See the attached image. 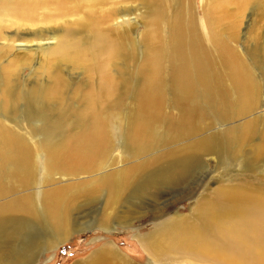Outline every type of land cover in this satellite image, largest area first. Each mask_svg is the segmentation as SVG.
Segmentation results:
<instances>
[{
	"label": "bare ground",
	"instance_id": "bare-ground-1",
	"mask_svg": "<svg viewBox=\"0 0 264 264\" xmlns=\"http://www.w3.org/2000/svg\"><path fill=\"white\" fill-rule=\"evenodd\" d=\"M154 3L142 62L113 75L119 44L97 33L86 56L51 29L44 10L68 17L70 0H0V264H38L71 232L128 226L142 201L186 198L203 179L217 184L138 242L157 261L264 264V43L240 54L239 13L226 12L264 1L214 0L205 34ZM83 264L131 263L109 244Z\"/></svg>",
	"mask_w": 264,
	"mask_h": 264
},
{
	"label": "rangeland",
	"instance_id": "rangeland-1",
	"mask_svg": "<svg viewBox=\"0 0 264 264\" xmlns=\"http://www.w3.org/2000/svg\"><path fill=\"white\" fill-rule=\"evenodd\" d=\"M73 1L70 0V5L75 8V13L68 17L56 16L53 14L51 8L44 10L45 14L53 16L49 25L57 37H60L69 28L72 31L70 36L71 42H78L86 56L92 54L91 46L94 44V35L97 33L107 36L116 44H119L121 56L118 59L112 60L113 72L111 73L113 75H115L118 68H121L120 71H123L124 74H128L135 67V62L137 65L142 62L144 54L149 48L148 37L150 36L149 33L153 30L151 18L153 11L157 8L154 3L157 0H77L76 6L73 4ZM213 1L169 0L168 6L164 8V21L170 22L172 16L180 11L187 24L192 21L191 18L193 20L196 19L198 29L202 34H205L204 14L209 10ZM227 9V14H240V16L238 14V19H235L234 22L238 26L237 43L231 45L240 54L245 56L246 49L250 45H253L254 42L259 45L264 43V6L253 8L251 4L240 12V10L238 11L231 4ZM103 15H108V20L105 23H100V17ZM131 18H135V26L129 25L128 22ZM220 19H222L221 24L223 25L226 22V17H221ZM113 32L118 33V36L113 35ZM226 34L227 32L223 33L224 36ZM130 57H135V62H131ZM101 59L103 60L104 57L101 56ZM255 77L257 81L261 78L259 85L262 86L261 88H264V79L258 73H255ZM89 82L91 83L90 93L99 94L100 86L98 78L95 77ZM96 88L98 89L96 90ZM132 97L133 95L129 94L125 100V102L129 103L124 110L126 113L133 106ZM255 113L259 115L261 121L264 120V98L262 93ZM255 113H252L247 118L253 117L256 115ZM216 170L220 174L221 169ZM231 171L233 170L231 169ZM216 181L208 183L207 179H203L199 187H196L186 198H178L167 203L162 201L160 202L161 205L152 204L150 201H142L143 211L137 217L138 219L135 217L128 226H123L122 221L114 219L107 230L93 228L85 232L73 231L63 244L40 257L37 263L83 264L89 259L91 253L104 245L108 246L111 244L131 264H182L180 259L174 256H171V259L169 256L165 259L163 258L162 261H157L146 253L144 246L138 242V239L141 235L151 234L155 225H158L165 219H169L173 215L175 216V214L187 213L194 204L196 199L194 196L202 193L204 186L210 189L215 187ZM154 208L157 210L162 209V212L151 217L150 215L153 214Z\"/></svg>",
	"mask_w": 264,
	"mask_h": 264
}]
</instances>
